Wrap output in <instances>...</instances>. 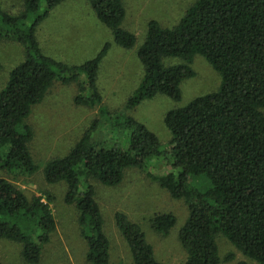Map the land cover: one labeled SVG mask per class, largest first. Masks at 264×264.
Segmentation results:
<instances>
[{
    "label": "trees",
    "instance_id": "obj_1",
    "mask_svg": "<svg viewBox=\"0 0 264 264\" xmlns=\"http://www.w3.org/2000/svg\"><path fill=\"white\" fill-rule=\"evenodd\" d=\"M23 1L21 17L0 9L2 22L8 25L0 27V39L13 35L26 45L24 60L11 70L0 91V169L25 176L37 172L28 147L33 137L27 122L32 107L43 101L56 80L68 83L85 76L79 89L82 93L88 86L89 92L79 93L77 104L97 106L107 117V129L123 125L128 130L127 148L108 146L109 139L98 133L94 138L97 120L68 154L50 160L43 169L48 183L67 185L65 200L79 212L86 259L91 264L111 263L110 240L91 180L115 186L129 167L142 169L148 160L163 157L173 171L157 180L175 198L184 199L189 210L178 234L185 264H221L219 234L246 257L264 264V0H196L172 27L148 22L137 52L144 76L126 109L157 94L180 100V83L195 75L191 64L196 54L222 77L217 90L167 112L165 124L172 133L167 151L143 123L126 111L111 114L102 104L97 77L109 43L81 65L57 61L42 52L35 31L64 0ZM87 1L111 29L117 45L126 49L135 45L134 33L122 27L126 18L122 0ZM31 14L36 15L34 21L20 28ZM165 57L184 62L164 65ZM198 178L204 180L203 187ZM115 223L133 264H163L140 224L121 211L115 213ZM176 223L171 213L151 219V227L161 234H169ZM55 229V217L42 195L30 198L0 176V238L19 243L24 260L38 264Z\"/></svg>",
    "mask_w": 264,
    "mask_h": 264
},
{
    "label": "rangeland",
    "instance_id": "obj_2",
    "mask_svg": "<svg viewBox=\"0 0 264 264\" xmlns=\"http://www.w3.org/2000/svg\"><path fill=\"white\" fill-rule=\"evenodd\" d=\"M122 1L126 9L122 27L134 33L137 39L132 48L126 49L115 43L111 29L99 21L87 0H64L52 9L40 25V42L46 44L49 53L45 54L69 65H81L93 59L109 43L110 47L100 64L97 79L102 104L111 114L126 111L127 116L143 123L157 135L163 150L167 151L172 139V133L165 124L167 112L187 105L198 96L217 90L222 77L204 56L196 54L191 64L195 75L180 83V100L157 94L133 108L126 109L124 106L144 76L145 67L137 52L145 39L148 22L157 20L163 27H172L196 0ZM0 9L12 17H21L24 1L0 0ZM1 16L0 27L8 29ZM35 18L36 15L31 14L18 26L24 28ZM25 56L26 45L16 36L0 39V91L5 87L11 70ZM183 62L178 57L163 59L164 65ZM85 83V76L68 83L56 80L43 101L32 107L27 122L33 131V137L28 147L39 167L37 172L25 176L0 169V176L13 182L30 198L42 195L55 217L56 229L38 264H91L86 259L87 244L81 234L79 212L75 205L65 200L67 185L64 182L51 184L46 181L43 171L46 163L68 154L97 120L99 124L94 138H98V133L103 139H109L108 146L128 147V130L123 125L107 129V117L101 115L97 106L77 104L76 98L81 93L79 85ZM88 92L87 86L81 95ZM171 171L173 169L170 161L157 157L148 160L142 169H126L123 181L118 185H105L96 179L91 180L105 221V232L110 240V264H133L129 247L115 223L117 211L124 212L132 221L140 224L159 261L163 264H185L186 254L178 240V234L188 217V206L184 199L175 198L157 180ZM196 182L200 187L205 184L200 178ZM158 213H171L176 217L177 223L169 234H161L151 227V219ZM217 243L221 264H259L246 257L221 234L217 236ZM0 264L29 263L22 256L19 243L0 238Z\"/></svg>",
    "mask_w": 264,
    "mask_h": 264
},
{
    "label": "crops",
    "instance_id": "obj_3",
    "mask_svg": "<svg viewBox=\"0 0 264 264\" xmlns=\"http://www.w3.org/2000/svg\"><path fill=\"white\" fill-rule=\"evenodd\" d=\"M91 6V5H90ZM92 8V7H91ZM93 10V9H92ZM50 13V12H49ZM49 15V14H48ZM45 20H42L41 22H40V24L37 26V28H36V31H35V35H36V32H37V30H38V27L41 25V23L42 22H44ZM70 27H73V25H69ZM40 28H41V26L39 27V32H38V38H39V40H38V38H36L37 39V42L39 43V46H40V48H41V50H42V52L45 54L46 52L47 53H49L48 52V50H46L47 49V47H46V44L45 43H41L40 42ZM37 37V36H36ZM119 46V45H118ZM104 47V46H103ZM45 55H47V54H45ZM47 56H49V57H51L50 55H47ZM51 58H53V57H51ZM54 59V58H53ZM56 60V59H55ZM57 61H59V60H57ZM60 62H63V61H60ZM63 63H65V62H63ZM66 64H68V63H66ZM69 65V64H68ZM98 78V77H97Z\"/></svg>",
    "mask_w": 264,
    "mask_h": 264
}]
</instances>
